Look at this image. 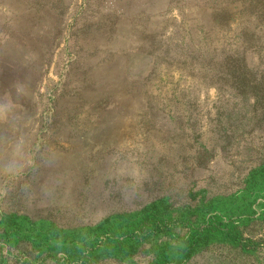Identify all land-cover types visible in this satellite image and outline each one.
Here are the masks:
<instances>
[{"label": "rangeland", "instance_id": "obj_1", "mask_svg": "<svg viewBox=\"0 0 264 264\" xmlns=\"http://www.w3.org/2000/svg\"><path fill=\"white\" fill-rule=\"evenodd\" d=\"M0 93V264H264V0H0Z\"/></svg>", "mask_w": 264, "mask_h": 264}, {"label": "crops", "instance_id": "obj_2", "mask_svg": "<svg viewBox=\"0 0 264 264\" xmlns=\"http://www.w3.org/2000/svg\"><path fill=\"white\" fill-rule=\"evenodd\" d=\"M137 1V0H136ZM121 34H126V30H120ZM120 34V35H121ZM138 34H135L134 36H137ZM137 48H132V46L130 45L129 46V51H135ZM118 52V50L116 51ZM149 54V53H148ZM148 56V55H147ZM146 54L143 56V57H147ZM138 57H141V56H138ZM133 58H136V57H133ZM1 97H2V94L0 93V101H1ZM1 105V104H0ZM12 119V117H9V115H3V113L0 111V131H3V130H6L7 127L10 125V120ZM12 124V123H11ZM0 249L3 250V247L1 246ZM5 258H7L6 256H4Z\"/></svg>", "mask_w": 264, "mask_h": 264}]
</instances>
